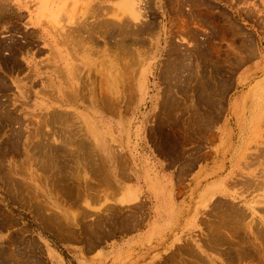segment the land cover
Segmentation results:
<instances>
[{
    "label": "rangeland",
    "instance_id": "obj_1",
    "mask_svg": "<svg viewBox=\"0 0 264 264\" xmlns=\"http://www.w3.org/2000/svg\"><path fill=\"white\" fill-rule=\"evenodd\" d=\"M3 2L0 264H264V0Z\"/></svg>",
    "mask_w": 264,
    "mask_h": 264
},
{
    "label": "bare ground",
    "instance_id": "obj_2",
    "mask_svg": "<svg viewBox=\"0 0 264 264\" xmlns=\"http://www.w3.org/2000/svg\"><path fill=\"white\" fill-rule=\"evenodd\" d=\"M3 1H4V0H2V2H3ZM3 3H5V2H3ZM124 4H125V3H124ZM2 7H3V6H2ZM2 7H1V8H2ZM126 7H127V6H126ZM4 8H6V7H4ZM136 8H138V9H136ZM126 9H127V8H126ZM128 9H129V8H128ZM5 10H6V9H5ZM131 10H132V12H129V14L132 16V21L135 22V20H136V22H137V21L139 20V18H141L142 13L140 12L139 7H137V6H136V7H133ZM100 11H101V10H100ZM5 12H6V11H5ZM111 12H112V11H111ZM122 12H123V11H122ZM126 14H127V13H126ZM87 15H88V14H87ZM145 16H146V15H145ZM116 17H117V16H116ZM111 18H112V17H111ZM120 20H121V19H120ZM140 20H141V19H140ZM140 20H139V21H140ZM132 21H131V22H132ZM112 22H113V21H112ZM131 22H130V23H131ZM97 23H98V22H97ZM119 23H120V22H119ZM130 23H129V24H130ZM85 24H86V23H85ZM85 24H84V25H85ZM91 25H92V24H91ZM94 25H95V24H94ZM134 25H135V24H134ZM7 26H8V25H7ZM87 26H88V24H87ZM105 26H107V25H105ZM105 26H104V27H105ZM83 27H84V26H82L81 29H82ZM91 27H92V26H91ZM91 27H90V28H91ZM122 27H123V26H122ZM1 28H2V26H1ZM85 28H86V27H85ZM88 28H89V27H88ZM90 28H89V29H90ZM107 28H108V27H107ZM107 28L105 27V29H107ZM124 28H125V27H124ZM146 28H147V27H146ZM91 29H92V28H91ZM102 29H103V28H102ZM97 30H98V29H97ZM100 30H101V29H100ZM83 31H86V33H81V34H79L80 36H81L82 34H87V29H86V30L83 29ZM92 31H94V30H92ZM95 31H96V30H95ZM127 31H128V29H127ZM79 32H80V31H79ZM88 32H89V31H88ZM104 32H105V31H104ZM104 32H103V33H104ZM72 34H73V33H72ZM88 35H89V34H88ZM82 36H83V35H82ZM102 36H103V35H102ZM86 37H87V36H86ZM83 38H85V36H84ZM83 38H82V39H83ZM87 38H89V36H88ZM82 39H81V40H82ZM87 40H88V39H87ZM115 40H116V39H115ZM116 43H118V42H116ZM118 45H119V43H118ZM119 46H120V45H119ZM117 50H118V49H117ZM124 50H125V49H124ZM127 53H128V52H127ZM118 56H119V55H118ZM119 61H120V57H119ZM118 64H119V63H118ZM115 65H116V64H115ZM115 67H116V66H115ZM117 67H118V66H117ZM125 68H126V67H125ZM116 69H117V68H116ZM96 74H97V73H96ZM119 74H120V73H119ZM100 77H101V76H100ZM99 82H100V81H99ZM74 91H75V90H74ZM98 91H100V90L98 89ZM66 95H68V94H66ZM56 120H57V119H56ZM36 122H37V121H36ZM43 123H44V122H43ZM38 124H39V123H38ZM45 125H46V124H45ZM63 127H64V126H63ZM67 133H68V132H67ZM65 139H66V138H65ZM14 140H15V139H14ZM15 143H16V142H15ZM79 143H80V142H79ZM10 145H11V144H10ZM37 146L39 147L40 145H37ZM43 148H44V146H43ZM38 150H39V148H38ZM36 151H37V150H36ZM36 151H35V152H36ZM40 151H41V150H40ZM45 151H46V150H45ZM50 152H51V151H50ZM56 152H57V151H56ZM43 153H44V152H43ZM45 153H46V152H45ZM40 154H42V153H40ZM47 154H48V153H47ZM51 154H52V153H51ZM53 155H55V154H53ZM79 155H80V154H79ZM47 156H48V155H47ZM30 157H31V156H30ZM43 157H44V156H43ZM43 157H42V159H44ZM27 158H28V157H27ZM45 158H46V157H45ZM46 159H47V158H46ZM1 160H2V159H0V161H1ZM52 160L54 161V159H52ZM60 160H61V159H60ZM44 161H45V160H44ZM49 161H50V159H49ZM1 164H3V163H1ZM48 164H49V163H48ZM50 164H51V162H50ZM50 164H49V165H50ZM3 165H4V164H3ZM0 166H1V165H0ZM7 167H8V166H7ZM62 167H63V166H62ZM59 168H60V167H59ZM79 169H80V168H79ZM80 170H81V169H80ZM86 170H87V169H86ZM6 171H7V170H6ZM14 172H15V171H14ZM16 172H17V171H16ZM57 172H59V171H57ZM60 172H61V171H60ZM60 172H59V173H60ZM4 173H5V171H4ZM66 173H67V172H66ZM8 174H9V173H8ZM13 174H14V173H13ZM5 175H6V174H5ZM23 175H24V174H23ZM59 175H60V174H59ZM10 176H11V175H10ZM10 176H9L8 178H10ZM13 176H15V175H13ZM13 176H12V177H13ZM5 177H6V176H5ZM60 177H61V175H60ZM259 178H260V177H259ZM11 179H12V178H11ZM80 180H81V179H80ZM0 181H1V180H0ZM2 181H3V179H2ZM9 181H10V180H9ZM15 181H16V180H15ZM17 181H18V180H17ZM7 182H8V181H7ZM8 183H9V182H8ZM8 183H7V184H8ZM252 183H253V182H252ZM256 183H257V182H256ZM260 183H261V182H260ZM260 183H259V186H260ZM10 184H11V183H10ZM253 184H254V183H253ZM15 185H16V184H15ZM77 185H78V184H77ZM85 185H86V184H85ZM8 186H9V185H8ZM10 186H11V185H10ZM10 186H9V187H10ZM65 186H66V185H65ZM256 186H257V185H256ZM261 186H262V185H261ZM12 187H13V184H12ZM249 187H250V186H249ZM254 187H255V186H254ZM85 188H86V187H85ZM257 188H258V187H256V189H257ZM9 189H11V188H9ZM24 191H25V187H24ZM26 191H27V189H26ZM26 191H25V192H26ZM27 192H28V191H27ZM23 193H24V192H23ZM22 196H23V195H22ZM75 196H76V195H75ZM38 203H39V202H38ZM238 207H239V206H238ZM238 207H237V208H238ZM41 209H42V208H41ZM263 209H264V208H263ZM263 209L260 208V210H263ZM238 210H239V208H238ZM240 210H241V209H240ZM263 211H264V210H263ZM263 211H262V212H263ZM245 212H246V211H245ZM258 212H259V211H258ZM236 213H238V212H236ZM240 213H242V212H240ZM240 213H239V214H240ZM233 215H234V214H233ZM234 217H235V215L233 216V218H234ZM242 217L245 218L246 215H245V217H244V213H243ZM231 218H232V217H231ZM233 218H232V219H233ZM236 218H238V217H236ZM243 218H241V219H243ZM234 219H235V218H234ZM235 220H236V219H235ZM235 220H234V221H235ZM237 220H238V219H237ZM242 221H244V220H242ZM233 223H235V222H233ZM237 223H238V222H236V224H237ZM1 224H2V223H1ZM231 224H232V223H231ZM240 224H241V222H240ZM241 225H242V224H241ZM237 226H238V224H237ZM3 227H4V226H3ZM233 228H234V227H233ZM233 228H231V229H233ZM236 228H237V227L235 226V229H236ZM238 228H239V227H238ZM238 228H237V230H238ZM241 228L243 229V225H242ZM237 230H236V231H237ZM233 231H235V230H233ZM251 231H252V230H251ZM237 232H238V231H237ZM245 232H246V231H245ZM253 233H254V232H253ZM242 234H243V233H242ZM255 234H256V233H255ZM258 234H259V232H258ZM258 234H256V236H257ZM234 236H236V235H234ZM243 236H245V235H243ZM258 236H259V235H258ZM258 236H257V237H258ZM238 237H239V235H238ZM260 237H261V235H260ZM260 237H258V238H259V239L263 238V237H261V238H260ZM255 238H256V237H255ZM259 239H258V240H259ZM242 240H243V239H242ZM238 241H239V240H238ZM262 241H263V240H262ZM248 242H249V239H248ZM241 243H242V241L240 242L239 245H241ZM252 244H253V243H252ZM243 245H244V244H243ZM246 245H247V244H246ZM246 245H244V246H246ZM249 245H250V243H249ZM241 246H242V245H241ZM254 247H255V246H254ZM237 249H238V248H237ZM239 249H240V248H239ZM250 249H251V248H250ZM255 249H256V248H255ZM240 250H242V249H240ZM258 250H259V249H258ZM242 251H244V250H242ZM254 251H256V250H254ZM244 252H246V251H244ZM237 253H238V252H237ZM237 253H236V255H237ZM242 253H243V252H242ZM194 254H195V253H194ZM239 254H240V253H239ZM239 256H240V255H239ZM239 256H238V257H239ZM241 256H242V254H241ZM243 256H244V255H243ZM224 257H225V256H224ZM237 259H238V258H237ZM21 260H22V259H21ZM11 261H12V260H11ZM242 261H243V260H242Z\"/></svg>",
    "mask_w": 264,
    "mask_h": 264
},
{
    "label": "crops",
    "instance_id": "obj_3",
    "mask_svg": "<svg viewBox=\"0 0 264 264\" xmlns=\"http://www.w3.org/2000/svg\"><path fill=\"white\" fill-rule=\"evenodd\" d=\"M233 122V121H232ZM237 122V121H236ZM226 129V128H225ZM43 233H44V235L45 234H48V235H50L51 236V233H49V232H45V231H43ZM53 235V234H52ZM53 238H54V236H53ZM53 238H50V240H54V243L55 242H57L55 239H53ZM59 250L60 249H58L57 251L54 249V248H52V251H53V259L54 260H56L57 261V263H59V262H63V263H65V261H67L68 260V257H64V255L62 254V253H59ZM51 264H53V263H51Z\"/></svg>",
    "mask_w": 264,
    "mask_h": 264
}]
</instances>
